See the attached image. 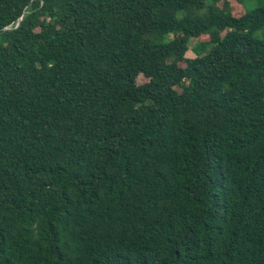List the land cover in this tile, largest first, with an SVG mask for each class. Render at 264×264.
I'll list each match as a JSON object with an SVG mask.
<instances>
[{"label": "trees", "instance_id": "trees-1", "mask_svg": "<svg viewBox=\"0 0 264 264\" xmlns=\"http://www.w3.org/2000/svg\"><path fill=\"white\" fill-rule=\"evenodd\" d=\"M0 264H264V4L0 0Z\"/></svg>", "mask_w": 264, "mask_h": 264}, {"label": "rangeland", "instance_id": "rangeland-1", "mask_svg": "<svg viewBox=\"0 0 264 264\" xmlns=\"http://www.w3.org/2000/svg\"><path fill=\"white\" fill-rule=\"evenodd\" d=\"M229 1H231V0H229ZM242 4L248 11H250V10L255 9L256 7L262 6L264 4V0H242ZM221 5H222V3L219 2V6H221ZM235 6H236L237 10L235 9ZM233 12L236 16L240 15L242 13V7L241 6L237 7V5L234 4ZM201 39L203 40V38H201ZM196 43H197L196 39H190L189 51L186 54L187 58H193L195 56V53L192 51V48L195 46ZM144 82H146V79L143 78L142 76H140L138 78V84H142Z\"/></svg>", "mask_w": 264, "mask_h": 264}, {"label": "water", "instance_id": "water-1", "mask_svg": "<svg viewBox=\"0 0 264 264\" xmlns=\"http://www.w3.org/2000/svg\"><path fill=\"white\" fill-rule=\"evenodd\" d=\"M19 25V22L17 23V26Z\"/></svg>", "mask_w": 264, "mask_h": 264}]
</instances>
